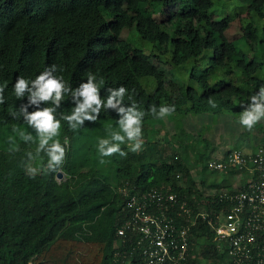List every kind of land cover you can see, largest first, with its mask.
Wrapping results in <instances>:
<instances>
[{"label":"trees","instance_id":"1","mask_svg":"<svg viewBox=\"0 0 264 264\" xmlns=\"http://www.w3.org/2000/svg\"><path fill=\"white\" fill-rule=\"evenodd\" d=\"M156 13L165 16L158 20ZM236 19L239 34L230 38L227 31ZM53 64L63 69L56 75L73 88L89 73L97 85L102 80L126 87L135 100L128 105L146 112L142 150L132 152L130 144H122L126 157L116 154L101 164L95 156L97 140L114 128L116 114L102 110L95 123L85 122L77 131L88 136L78 144L73 143L77 131L61 119L58 138L66 156L58 170L64 176L49 172L46 155L35 154L36 143L19 137L21 131H33L12 116L26 102V97H15L12 85L17 76L33 80ZM262 84L264 0H0L5 101L0 104V137L14 135L12 144L0 149V264H141L135 238L117 234L129 214L118 187L129 183L142 191L168 184L193 213L215 210L217 192L205 194L201 188L207 183V159L217 148L201 137L210 125L203 124L197 141L189 140L174 113L227 112L234 122L224 134L230 147H238V141L242 146L264 143V123L254 131L241 130L238 123L240 104ZM153 105H175L174 115L166 117L174 132L148 111ZM73 107L66 95L57 119L70 115ZM81 145L87 146L85 153ZM188 150L194 153L184 155ZM29 152L34 159H28ZM29 167L38 169L35 178ZM228 179L212 186L230 189ZM183 222L174 217L177 227ZM197 222L180 264H264L257 257L228 255L213 229ZM262 242L261 237L259 247Z\"/></svg>","mask_w":264,"mask_h":264},{"label":"clouds","instance_id":"2","mask_svg":"<svg viewBox=\"0 0 264 264\" xmlns=\"http://www.w3.org/2000/svg\"><path fill=\"white\" fill-rule=\"evenodd\" d=\"M58 71H63V69L53 64L46 67L45 70L39 73L33 80H28L23 76H17L12 85L14 95L18 100H23L26 97V102L21 103L19 108L12 113V116L13 118L22 119L35 133V136H33L31 132L25 133L21 131L19 137L25 143H36L37 147L35 149V154L39 156V154L43 152L46 155L47 162L44 167H46L49 172H56L63 164L66 156V148L61 144L58 138L61 130V119L67 122L69 129L77 131L85 125V122L95 123L102 110H110L112 113L116 114L118 117L116 120L118 130H114V128L106 129L107 136L98 138L97 140L96 147L100 157L99 163L101 164L106 162L104 158L112 157L116 154H119L121 157H126L127 152L121 149L122 144H130V151L132 152H139L142 150L143 119L146 112L140 110L139 106L135 103L128 105L135 100L132 93L129 92L126 87L122 84L109 85L102 80L99 81L97 85L95 75L89 73L86 81H82L78 86L73 88L71 85H67L64 82L62 76L56 75ZM3 93L4 86H0V104L5 102ZM66 95L70 97V101L74 107L70 115H62L60 119H57L56 112L61 107V103ZM46 104H50L51 106H41ZM209 105L212 108L216 107V103L211 99L209 100ZM240 107L242 111L238 123L240 124L241 130L246 129L248 131H254V127L259 122L264 123V84L250 95L246 103H241ZM30 108L32 111H29ZM148 111L155 118L164 119L172 115L176 111V108L175 105H161L157 109V107L153 105L150 106ZM226 113L227 112L220 113L218 115V117H222V119L217 117V120H222L219 123L223 125L226 123H234L231 115H225ZM190 118L198 119L193 116ZM201 124L200 126L202 127L200 129L202 130V128L204 129L203 124L207 127L208 125L212 126L213 122L208 124L202 120ZM236 126L238 125L235 124L234 127ZM180 128L183 133H188L189 131L187 125L180 126ZM171 132H174V130ZM195 134L196 133H194V135ZM9 143L10 145L12 144L11 139ZM260 145L262 146L264 143H259V141L256 140L250 146L245 145L235 148L241 150L242 153H247L255 151ZM229 149L234 148L228 145L227 149L222 153ZM10 150L13 149L10 147ZM191 152L194 153L192 150L187 151L189 155H191ZM27 155L29 160L34 159L31 152ZM230 170L232 169H229L227 172ZM58 171L62 173L61 177H57ZM58 171L56 172V177L60 179L64 176V173L61 170ZM28 172L32 178H35L38 169L29 167ZM244 173L246 176L242 177ZM234 176L241 177L239 185L247 184V182L252 179L247 169L241 170L234 174ZM254 178H257V176H253V179ZM236 180L238 179L233 180V182ZM242 180L245 181L242 182ZM128 185L129 186H120L118 188L124 194V190L131 191V187L134 186L133 184L131 186L129 183ZM232 185L233 184H231V186Z\"/></svg>","mask_w":264,"mask_h":264},{"label":"built area","instance_id":"3","mask_svg":"<svg viewBox=\"0 0 264 264\" xmlns=\"http://www.w3.org/2000/svg\"><path fill=\"white\" fill-rule=\"evenodd\" d=\"M210 170L247 169L257 176L244 184H233L230 189L217 192L220 204L215 210L197 209L193 213L169 185L146 190H124V208L129 212L117 228L118 235L133 236L142 253L141 264H180L188 252V233L198 220L213 229L214 238L222 243L228 255L237 254L246 260L257 257L262 262L264 247V145L253 152L242 153L234 148L219 159H208ZM133 190V191H132ZM174 217H183L180 227ZM198 219V220H197ZM134 241V240H133Z\"/></svg>","mask_w":264,"mask_h":264},{"label":"rangeland","instance_id":"4","mask_svg":"<svg viewBox=\"0 0 264 264\" xmlns=\"http://www.w3.org/2000/svg\"><path fill=\"white\" fill-rule=\"evenodd\" d=\"M156 19H161L162 17L165 16V14L163 16H161L160 14L156 13L154 14ZM238 27H239V21L238 19L234 20L230 26H229V29L227 31V35L230 37V38H235L238 36L239 32H238ZM123 34V33H122ZM124 35V34H123ZM175 114V115H174ZM173 115L176 116L175 120L177 121V123L180 125V126H184V125H187V127L189 128V131L187 134H185V137L189 138V140H194V141H197V137L194 135V133H198L199 129L202 127L200 125L202 120L208 124H210V122H213V125L209 127V129H206V130H203L202 132V136L201 137H205L210 143L209 144H215V146H217L216 149L212 150V152H210V157L211 158H214V159H219L222 157L223 155V151L225 149H227L228 147V143H227V140H226V136H224L225 132L227 131V128H228V124L229 123H226V124H220L219 122L222 121V120H217V117L218 115L220 114H196V115H192V114H188L186 116H182V115H179V114H176L174 113ZM196 117L198 119H195V118H190V117ZM188 117V118H187ZM218 118L222 119L221 116H219ZM185 119V121H184ZM164 121H165V126L166 128L169 130V131H173L174 128L172 127V123L170 121H168V119L164 118ZM232 122V121H231ZM219 123V124H218ZM236 128V127H235ZM239 128V127H238ZM241 129V128H240ZM114 130H118L117 128V124L116 122H114ZM4 132V131H3ZM34 132H33V136H34ZM14 135H9L6 136V137H0V149L1 148H5L7 146H10V143H9V138H13ZM88 134L83 131V130H79L75 133V136L73 138V143L74 144H78L79 141L84 138V137H87ZM196 137V139H195ZM185 141L186 139L184 137H182ZM188 141V140H187ZM237 146L238 147H241L242 146V142L241 141H238L237 142ZM87 146L85 145H81V150L82 152H86L85 148ZM95 156L100 159L99 157V154L97 152V149L95 150ZM187 152H184L183 154L184 155H187L185 154ZM193 153L191 152V155ZM105 161H108L109 160V157L107 158H104ZM194 176H196V173L194 172ZM205 178H206V181L207 183L205 185H201V188L204 189V193L205 194H211L213 193L215 190H216V187L215 186H212L213 184L215 183H219L220 181H222L224 178H229L228 180L231 181V184H239L240 182V176H237L235 177L234 175H230L229 172L225 171V170H222V171H212V170H207L205 172ZM246 176V174L244 173L242 175V177ZM235 179H238L236 181L233 182V180ZM196 180L198 181L199 179L197 178L196 176Z\"/></svg>","mask_w":264,"mask_h":264},{"label":"water","instance_id":"5","mask_svg":"<svg viewBox=\"0 0 264 264\" xmlns=\"http://www.w3.org/2000/svg\"><path fill=\"white\" fill-rule=\"evenodd\" d=\"M62 173L60 171L57 172V177H61Z\"/></svg>","mask_w":264,"mask_h":264}]
</instances>
